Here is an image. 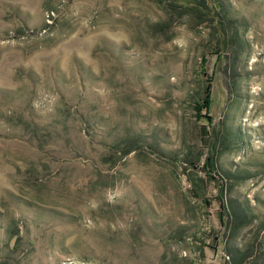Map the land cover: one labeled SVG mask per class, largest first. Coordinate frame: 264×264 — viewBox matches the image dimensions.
<instances>
[{
  "label": "rangeland",
  "instance_id": "374dc122",
  "mask_svg": "<svg viewBox=\"0 0 264 264\" xmlns=\"http://www.w3.org/2000/svg\"><path fill=\"white\" fill-rule=\"evenodd\" d=\"M0 264H264V0H0Z\"/></svg>",
  "mask_w": 264,
  "mask_h": 264
},
{
  "label": "trees",
  "instance_id": "16d2710c",
  "mask_svg": "<svg viewBox=\"0 0 264 264\" xmlns=\"http://www.w3.org/2000/svg\"><path fill=\"white\" fill-rule=\"evenodd\" d=\"M203 91H204V93L201 96L200 101H195V103H194V105H195L194 108L196 107L195 111H197L199 108H205L206 111H208V109L210 108V101H211L210 90L206 86Z\"/></svg>",
  "mask_w": 264,
  "mask_h": 264
}]
</instances>
